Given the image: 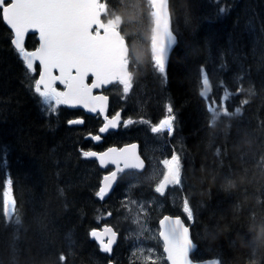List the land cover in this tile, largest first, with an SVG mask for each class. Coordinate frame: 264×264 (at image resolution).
<instances>
[{
    "label": "trees",
    "instance_id": "obj_1",
    "mask_svg": "<svg viewBox=\"0 0 264 264\" xmlns=\"http://www.w3.org/2000/svg\"><path fill=\"white\" fill-rule=\"evenodd\" d=\"M106 1L110 10L123 17L120 27L132 45L131 58L138 62L133 66L127 107L112 108L123 109L125 119L138 122L100 146L89 138L98 134L100 118L63 106L52 115L41 111L39 98L30 89L39 70L26 73L10 30L0 22V188L12 179L22 220L17 226L0 217V264H120L126 252L123 238L116 253L108 254L99 250L89 232L107 225L122 234L123 208L120 204L107 207L95 196L103 171L96 162L82 158L81 151L138 139L129 133L150 131L166 115L168 102L176 116L174 134L160 138L149 133L169 145V155L173 149L183 154L187 180L177 194L181 200L187 195L198 214V223L191 227L193 238L203 236L206 227L215 229V240L198 241L197 256L201 260L219 257L223 264H264V242L254 249L248 237L249 220L264 215V0H170L178 43L167 64L166 83L150 63L146 0V27L144 20L135 23L127 0ZM139 38L141 47L136 45ZM37 47V38L29 37L26 49ZM201 68L218 101L222 89L217 85L223 81L234 92L237 77L243 76L244 91L228 105L233 110L242 99L249 103L231 119L230 129L219 122L215 128L208 127L200 96ZM75 118H84L85 125L69 126L67 122ZM216 148L221 149L219 157ZM229 178L235 187H227ZM147 193V187L135 190V195ZM61 254L64 262L59 261Z\"/></svg>",
    "mask_w": 264,
    "mask_h": 264
},
{
    "label": "snow or ice",
    "instance_id": "obj_2",
    "mask_svg": "<svg viewBox=\"0 0 264 264\" xmlns=\"http://www.w3.org/2000/svg\"><path fill=\"white\" fill-rule=\"evenodd\" d=\"M150 18V63L154 72L162 80L167 81V64L176 45V36L170 27L169 0H146ZM220 13L224 9H219ZM102 16H109L106 20ZM116 12L109 11V4L103 0H0V22L10 29L12 40L18 57L22 60L27 74H36L39 65L38 78L30 84L41 111L47 115L58 113L61 106L69 108H83L89 113L103 118V125L99 133H107L110 129H117L121 125L128 127L138 121L131 117L122 120L120 111L108 114L109 96L103 93L94 94V90L103 89L108 85L122 86V93L127 97L133 88L132 67L138 62L130 56L131 44L122 34L121 27L116 23ZM29 33H38L39 47L29 51L25 47V38ZM91 78V80H89ZM243 76L237 77V88L233 92L221 81L218 89H222L219 101L212 95V84L207 72L200 70V96L208 114V127L215 128L217 123L224 124L226 129L232 127L230 121L234 116L242 113L248 99H242L240 106L230 110L228 101L244 91ZM57 85H61L58 88ZM166 115L158 123L151 125L150 131L163 138L165 134L171 137L175 131V112L171 102L165 106ZM224 118V119H222ZM148 123V121H139ZM71 125H81L83 119H72L67 122ZM92 141L99 142L102 136L89 134ZM227 135L225 139H227ZM215 139V137H213ZM247 141L240 140V143ZM138 145L127 144L124 147H109L106 151H81L84 159H95L101 167L113 165L114 170L103 176L95 196L103 201L117 182L118 174L126 169L143 170L145 164L138 154ZM5 155L7 149H4ZM217 157L221 149L216 148ZM183 154L173 149L170 157L160 160L163 166L159 173V180L154 191L161 196L165 195L169 187L183 192L187 177L183 174ZM155 177H151L153 179ZM235 181L228 179V188L235 187ZM134 187L133 186H130ZM129 188V191H130ZM135 205L137 215L133 223L137 225L135 235L139 239L145 232H150L141 218L147 215L144 203L128 198L122 201V206L129 208ZM182 212L187 223L180 216L164 215L159 220V228L150 233L149 238L162 242V253L155 249H141L143 264H202L197 256L198 241H212L216 239L215 229L205 228L203 236L193 238L191 227L198 223V214L194 210L190 198L185 195L182 200ZM108 216L112 212L107 213ZM0 217L7 218L13 225H21L22 220L17 210L14 196L13 181L8 178L0 188ZM253 229L255 231H253ZM19 231V228L16 229ZM89 236L94 239L99 250L111 254L116 244L118 233L110 226L102 229H92ZM248 237L254 249L264 242V215L253 217L248 222ZM211 250V249H209ZM133 256L138 255L134 250ZM66 257L61 254L59 261L64 262ZM111 264V262H110ZM207 264H223L219 257L211 259Z\"/></svg>",
    "mask_w": 264,
    "mask_h": 264
},
{
    "label": "rangeland",
    "instance_id": "obj_3",
    "mask_svg": "<svg viewBox=\"0 0 264 264\" xmlns=\"http://www.w3.org/2000/svg\"><path fill=\"white\" fill-rule=\"evenodd\" d=\"M105 2H107L106 0H104ZM140 1V3H139ZM121 2V0H120ZM143 0H127V3L130 5V10H128L130 13L134 14L133 17L135 19V23L136 24H143V20H144V24L146 27V22H145V15H143ZM122 5V3H120ZM116 6L118 7L119 4L117 3ZM116 7V8H117ZM113 10V9H112ZM110 10V11H112ZM116 12V11H115ZM116 23L117 26H121L124 19L123 17H121L117 12H116ZM108 18H111L108 16ZM142 36H144V31ZM141 40L142 38H139L136 41V45L141 47ZM156 139H153L152 137H146L145 138V143H144V149L145 152L148 155H153L155 152L156 147H158V144L156 143ZM164 148H166V146L164 145ZM167 149H169V145L167 146ZM154 174V180L153 183H155L157 181L158 178V173L157 171L153 172ZM156 184H153V187L155 188ZM138 186H136L135 189H137ZM153 189H149L147 188L148 193L150 194V197L147 199H140L137 200V202H142L145 205L146 211H147V215L144 216L143 214H141V218L143 220V222L146 224L147 228L150 230V232H145L143 237H140L139 239L137 238V236L135 235L136 231H137V225L134 224L133 218L137 215V208L135 205L131 206V211L129 210V208H126L123 206V211L124 214L126 215L125 219L128 221L126 228L124 230V237H123V241L122 243L125 245V258H122L120 261V264H125V260H126V264H143V259L142 256L139 255V253L141 252V249H155L157 253H161V242H158L155 239L149 238L150 233H155L156 229L155 227L152 226L151 222H149L148 217L150 215V207H154L156 205H158L160 203V200L162 197L164 196H168V192H165V195L161 196L160 194L156 193ZM167 191V189H166ZM134 197H137V195H134ZM131 198L132 196L128 195L127 199ZM124 201V200H123ZM122 203V202H121ZM121 209V208H120ZM136 251L138 253V255L133 256V251ZM164 264H167V262L165 261Z\"/></svg>",
    "mask_w": 264,
    "mask_h": 264
},
{
    "label": "bare ground",
    "instance_id": "obj_4",
    "mask_svg": "<svg viewBox=\"0 0 264 264\" xmlns=\"http://www.w3.org/2000/svg\"><path fill=\"white\" fill-rule=\"evenodd\" d=\"M84 123H85V120H84ZM84 123H83V125H85ZM156 141L159 143V141L157 139H156ZM164 145L167 148L166 142L164 143ZM134 195H135V193H132L130 196H132V200H135V201L140 200V199H147V198L150 197V194L149 193H147V195H145V196H141L139 194H136L137 197H134ZM166 197L170 198V201L163 199V198H166ZM181 201L182 200H181L180 196L177 194V191H176L173 196L170 197L169 196V193H168V196H164V197L161 198L160 203L158 205H156L154 207H150V215L148 217V220H149V222H151L152 226L155 227L156 230L158 229V227H157V221L155 219H152L151 218V215H153V216H157L158 214L160 215L162 213V211L173 212L175 210V208H177V206L181 203ZM120 205L123 208L122 203ZM126 215L124 214V211H123V216H124V221L123 222H125V223H124V226L122 228H124V230H125L126 225H127V222H128L125 219V216ZM97 230H100V229H97ZM123 233L122 234L118 233L119 234V237H120V241L124 237ZM119 244H120V242H119ZM114 252L116 253V251L114 250L113 252H111V254L114 253ZM111 264H115V263L111 262Z\"/></svg>",
    "mask_w": 264,
    "mask_h": 264
},
{
    "label": "water",
    "instance_id": "obj_5",
    "mask_svg": "<svg viewBox=\"0 0 264 264\" xmlns=\"http://www.w3.org/2000/svg\"><path fill=\"white\" fill-rule=\"evenodd\" d=\"M169 16H170V27H171V30L173 31L172 16H171V11H170V0H169ZM101 18H102V17H101ZM173 33H174V32H173ZM30 35H36V36H37V39H38V33H29V34L26 36V38H25V47H26V43H27L28 37H29ZM175 36H176V35H175ZM38 41H39V40H38ZM176 46H177V36H176V45L174 46L173 50L171 51L170 56H171L172 53L174 52ZM129 54H130V53H129ZM37 64H38V63H37ZM111 86H112V85H108V86H106L105 88L107 89V88H109V87H111ZM103 89H104V88H103ZM103 89H96V90H94V94H95V92H97V91L102 92ZM68 108H69V107H68ZM69 109H72V110H75V109H81V110H83V111H84L86 114H88V115L97 116V114L89 113V112H87L86 110H84L83 108H69ZM109 110H110V99H109V102H108V113H109ZM121 115H122V112H121ZM81 125H83V124H81ZM118 130H119V128H117V129H110L107 133H99V135H101L102 137H104V136H107L111 131H118ZM102 140H103V139H101V141H99V142H97V143L102 142ZM135 144L138 145V149H137V151H138V154L140 155L141 159L144 161L145 166H144L143 170L126 169L124 173H126V172H128V171L144 172L145 169H146V161H145V159L142 157L141 152H140V143H139V142H135ZM123 147H124V146H123ZM96 152H98V151H96ZM94 160H95V159H94ZM97 162H98V161H97ZM98 164H99V162H98ZM99 167H100L102 170H106V169H108L109 167L114 168L113 165H108L107 168L101 167L100 165H99ZM119 174H121V173H119ZM119 174H118V178H119ZM117 183H118V179H117V182L114 184L113 189L110 191L109 194H111V193L114 191V189H115ZM114 245H115V244H114ZM114 245H113V246H114ZM208 261H209V260L202 261V264H207Z\"/></svg>",
    "mask_w": 264,
    "mask_h": 264
},
{
    "label": "flooded vegetation",
    "instance_id": "obj_6",
    "mask_svg": "<svg viewBox=\"0 0 264 264\" xmlns=\"http://www.w3.org/2000/svg\"><path fill=\"white\" fill-rule=\"evenodd\" d=\"M85 120V119H84ZM85 124V123H84ZM84 126V125H83ZM159 141V143L158 142H156L157 144H158V146H163L164 147V143H165V141H160V140H158ZM157 148V147H156ZM151 168H152V166H151ZM151 177H154V174L153 173H151L150 175H148V176H146L144 179H142L141 181H139L138 183H139V185H137L138 187H147V188H149V189H153L154 187H153V180H154V178L153 179H150ZM137 187V188H138ZM170 188V187H169ZM169 188L167 189V191L166 192H168L169 193V196L171 197V196H173L175 193L173 192V191H170L169 190ZM136 190V189H135ZM133 193H135V191L133 192ZM113 196V195H112ZM111 196V197H112ZM108 198V200L110 201V200H112L113 198H115V197H113V198ZM164 200H169L170 201V198H168V197H166V198H163Z\"/></svg>",
    "mask_w": 264,
    "mask_h": 264
}]
</instances>
